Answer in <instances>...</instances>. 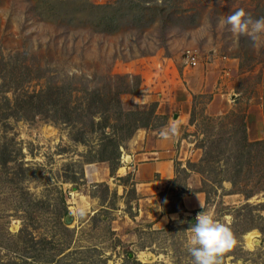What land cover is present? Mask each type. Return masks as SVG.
<instances>
[{"label": "rangeland", "instance_id": "obj_1", "mask_svg": "<svg viewBox=\"0 0 264 264\" xmlns=\"http://www.w3.org/2000/svg\"><path fill=\"white\" fill-rule=\"evenodd\" d=\"M240 8L264 17V0H0V264H194L201 211L236 239L218 264H264V43L222 23ZM172 138L177 177L145 196L136 147Z\"/></svg>", "mask_w": 264, "mask_h": 264}, {"label": "clouds", "instance_id": "obj_2", "mask_svg": "<svg viewBox=\"0 0 264 264\" xmlns=\"http://www.w3.org/2000/svg\"><path fill=\"white\" fill-rule=\"evenodd\" d=\"M222 23L234 34L248 35L254 46L258 41L264 43V17L253 19L240 8L227 15ZM169 131L175 133L176 128ZM161 135L167 136L168 133L162 132ZM190 230L193 246L188 250L194 264H218L219 258L236 244L231 229L204 211L197 213Z\"/></svg>", "mask_w": 264, "mask_h": 264}, {"label": "crops", "instance_id": "obj_3", "mask_svg": "<svg viewBox=\"0 0 264 264\" xmlns=\"http://www.w3.org/2000/svg\"><path fill=\"white\" fill-rule=\"evenodd\" d=\"M182 113L189 115L185 110H182ZM150 144L146 141L142 142L140 147H136V154L133 156V158H138L135 165V180L138 185L146 186L143 189L145 196L158 195L166 184L177 177L175 162L180 158L173 148L174 138L171 141L156 139L152 145ZM146 155L147 159H145ZM181 162L183 163V160L181 161L180 158L179 163ZM187 185L195 190L190 194L183 195L182 207L190 211L203 208L206 204V197L204 192L199 189L200 181L195 173L190 175Z\"/></svg>", "mask_w": 264, "mask_h": 264}, {"label": "built area", "instance_id": "obj_4", "mask_svg": "<svg viewBox=\"0 0 264 264\" xmlns=\"http://www.w3.org/2000/svg\"><path fill=\"white\" fill-rule=\"evenodd\" d=\"M187 58L191 66L197 65V56L192 50H187Z\"/></svg>", "mask_w": 264, "mask_h": 264}, {"label": "bare ground", "instance_id": "obj_5", "mask_svg": "<svg viewBox=\"0 0 264 264\" xmlns=\"http://www.w3.org/2000/svg\"><path fill=\"white\" fill-rule=\"evenodd\" d=\"M252 238V234L248 235V241H250V239Z\"/></svg>", "mask_w": 264, "mask_h": 264}]
</instances>
